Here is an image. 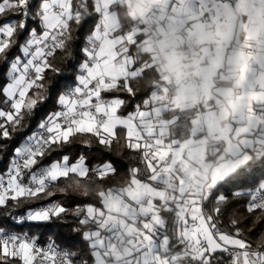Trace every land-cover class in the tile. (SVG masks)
<instances>
[{
    "label": "snow or ice",
    "instance_id": "1",
    "mask_svg": "<svg viewBox=\"0 0 264 264\" xmlns=\"http://www.w3.org/2000/svg\"><path fill=\"white\" fill-rule=\"evenodd\" d=\"M110 10L107 0H40L34 8L31 0H0V141H7L0 143V160L14 134L37 121L0 172V219L13 229L71 226L72 242L59 248L49 237L40 247L38 237L3 227L0 264L38 258L39 264H264V95L241 98L247 103L236 108L234 122L246 124L244 139L211 177L197 179L182 159L148 144L139 164L127 169L126 184L98 194L80 181L90 173L97 181L116 177L112 161L90 167L81 154L74 162L63 155L44 163L88 134L111 151L126 133L129 159L141 150L136 117L119 114L135 95H102L123 88L115 60L109 62L114 49L105 46L107 20L101 21ZM49 107L56 110L44 115ZM70 177L75 184L61 186ZM53 188L64 196L75 189L72 194L95 202L32 207L51 200Z\"/></svg>",
    "mask_w": 264,
    "mask_h": 264
},
{
    "label": "crops",
    "instance_id": "2",
    "mask_svg": "<svg viewBox=\"0 0 264 264\" xmlns=\"http://www.w3.org/2000/svg\"><path fill=\"white\" fill-rule=\"evenodd\" d=\"M107 4L111 10L101 22L107 20L105 46L114 49L109 57L115 60L114 75L139 76L128 54L138 36L149 57L146 67L158 73L144 107L132 113L140 151L148 144L150 150L171 152L197 179L211 177L244 139L246 124L234 122L236 108L247 103L241 98L264 95V0ZM120 6L136 24L126 33L120 31L125 23ZM181 178L177 175V183Z\"/></svg>",
    "mask_w": 264,
    "mask_h": 264
},
{
    "label": "trees",
    "instance_id": "3",
    "mask_svg": "<svg viewBox=\"0 0 264 264\" xmlns=\"http://www.w3.org/2000/svg\"><path fill=\"white\" fill-rule=\"evenodd\" d=\"M40 2V0H31L33 8ZM118 15L121 16L122 20L124 18V22L121 25L120 31L123 33H126L130 31L133 27H135V22L131 20L129 15L127 14V11L124 7H118ZM31 26V25H30ZM142 41L141 36H138V38L128 46V54L132 57L134 62V68L141 69L140 74L138 77L122 80L123 88L120 90L121 93H103L102 95L105 96V98H112L115 96H120L122 98L127 99L126 94H132L135 95V104L132 106V104H128L127 107H124L123 110L120 111V115H125L128 112L133 113L136 108L144 107V103L149 98V95L151 91L153 90L155 84L158 81V73L156 70L152 67H146L149 63V57L147 54L142 53L139 47L140 42ZM15 52V49L13 50ZM22 55V54H21ZM58 67H62L60 63L59 57H57V60L55 61ZM4 70L3 66H0V73H2ZM53 74L49 73V76L51 77ZM75 74L73 73L70 77L69 83L71 86L75 85L74 80ZM131 85V87H129ZM63 90V89H62ZM56 109L53 107H49L47 111L44 113V115H47L48 112L55 111ZM37 127V121H32L31 127L28 129V132H25L23 134H14L16 138L11 141V147L9 149L8 154L4 157L3 160H0V172H3L6 170L8 165L9 157L12 154V149L17 147L20 143V141L27 135H29L31 132L35 131ZM118 131H121L118 129ZM126 133H120L119 136L115 139V143H113L110 148L111 151L108 150V147L102 146L98 143V141L95 138H91L90 134L85 136L84 140H81L70 147L66 149L65 152L61 153L60 156H53L50 157L48 160H45L44 163L47 164L50 162V160L54 159H61L63 155H69L71 157V162H74L78 155L83 154L87 159V166H93V165H101L106 161H112L117 169L116 177L114 178H107L103 180L97 181L95 176L91 173L89 174V177L81 180L80 183L83 184H91L93 185L94 192L95 193H101L108 190L109 186L120 188L123 187L127 180H128V168H134L136 167L140 160H141V154L142 152L135 153V159H129L130 155H133V153H130L129 150L126 149V140H125ZM91 138L92 142L91 144H88V139ZM7 141H0V143H5ZM141 167V164H140ZM77 178L76 177H70L67 180L61 181V186L64 184H75ZM75 189H70L68 195L64 196L61 195L58 191V188H53L51 191L56 192V195L51 198V200H43L40 201L39 204H33L32 207H39L40 204H47L53 201H58L62 204H64L66 207H72L76 204H88V203H94L95 201L91 198L84 199L82 197H78L71 192ZM5 211V209H0V212ZM241 211H243V207H241ZM15 215H19L20 212L17 211L14 213ZM225 223H227V220H225ZM7 227L10 231H15L17 233H26L29 240H31L33 237H38L36 239L35 243L37 246L40 247H46L47 242L49 240V237H51L55 244L59 246V248H65L67 246H72V242L69 241L67 234L71 231V226L63 227V228H57L56 225H50L47 228L44 229H38L36 227H32L31 230L27 226L25 228H15L13 229L10 224L7 223V221H4L0 219V228ZM259 229H257V232ZM256 233L254 232L252 234L253 242H255ZM19 264V262H18Z\"/></svg>",
    "mask_w": 264,
    "mask_h": 264
},
{
    "label": "rangeland",
    "instance_id": "4",
    "mask_svg": "<svg viewBox=\"0 0 264 264\" xmlns=\"http://www.w3.org/2000/svg\"><path fill=\"white\" fill-rule=\"evenodd\" d=\"M34 264H39V260H37V262H34ZM48 264H51V262H48Z\"/></svg>",
    "mask_w": 264,
    "mask_h": 264
}]
</instances>
